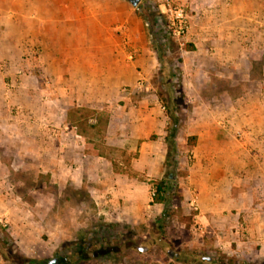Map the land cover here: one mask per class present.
I'll return each mask as SVG.
<instances>
[{
    "label": "crops",
    "instance_id": "0c3cea01",
    "mask_svg": "<svg viewBox=\"0 0 264 264\" xmlns=\"http://www.w3.org/2000/svg\"><path fill=\"white\" fill-rule=\"evenodd\" d=\"M178 1L193 13L186 41L194 50L185 51L180 63L196 115L182 139L194 159L185 181L190 207L194 199L199 206L193 218L228 254L263 259L264 106L250 99L241 106L235 93L215 88L207 65L227 81L246 74L253 64L251 42L264 51V0ZM157 65L141 19L122 0H0V98L8 85L18 84L10 92L25 103L26 117L51 119L59 127L67 126L71 107L97 114L108 109L105 140L132 156L129 172L118 171L120 161L73 130H61L52 153L60 161L65 148L82 152V159L68 163L67 177L85 184L117 223L141 225L162 216L163 204L153 203L152 182L165 176L175 128L150 90ZM33 67L40 76H17ZM43 95L56 104L53 117ZM242 96L264 101V90L246 89ZM219 98L227 102L223 110ZM81 137L79 146L75 138ZM191 137L194 146L188 145ZM179 160L182 165L185 157ZM239 227L244 232L234 231Z\"/></svg>",
    "mask_w": 264,
    "mask_h": 264
},
{
    "label": "rangeland",
    "instance_id": "374dc122",
    "mask_svg": "<svg viewBox=\"0 0 264 264\" xmlns=\"http://www.w3.org/2000/svg\"><path fill=\"white\" fill-rule=\"evenodd\" d=\"M122 1L127 8H135L142 21L148 48L158 61L150 90L158 96L170 117L171 127L176 129L172 139L178 142V135L181 139L176 148L172 147L175 142H169L165 176L152 182L153 188L159 183L165 186L162 216L141 225L115 222V217H111L103 204L99 205L85 184L67 177L68 163L82 159V152L65 148L60 153V161L53 157L54 142L61 130L65 133L73 130L84 135L96 151L109 153L120 161L123 166L118 167V171L129 172L132 156L114 151L105 140L107 108L97 114L86 107H71L67 126L59 127L51 119L34 115L28 119L23 110L25 103L10 92L15 91L18 84L8 85V91L0 98V105H4L0 107V264H31L26 263V259L37 262L33 264H210L204 258L212 260V264H264V258L248 257L241 251L228 254L217 247L214 233L208 231L199 235V225L193 218L195 212L189 205L185 186L188 168L194 159L182 140L196 116L191 112L192 103L186 94L180 66L181 56L190 43L172 40L161 49L164 40L159 28L167 30V24L159 9V0H142L137 7L128 0ZM183 5L191 17V8ZM251 43L253 64L245 75L235 73L233 81L225 77L219 79L211 63L207 65L208 72L212 74L214 87L235 93L234 99L241 106L248 104L249 99L252 105L260 101L264 106L261 97L242 96L246 89L264 90V67L261 65L264 51L258 52L253 48V41ZM37 56L36 53L33 59ZM241 68L244 67L240 65L239 70ZM24 74L40 76L36 67L25 69L17 76ZM246 75L250 79L246 80ZM40 83L44 88L51 85L46 80ZM200 84L198 81L197 85ZM41 99L50 102L48 112L52 117L56 115L53 99L49 95ZM218 103L220 109H225V98H219ZM75 139L82 146V137ZM180 157H185L182 165ZM151 195L153 197L154 193ZM105 225L111 227L104 230L102 226ZM244 230L239 227L234 231ZM140 248L145 251L139 252Z\"/></svg>",
    "mask_w": 264,
    "mask_h": 264
},
{
    "label": "built area",
    "instance_id": "2783aa9c",
    "mask_svg": "<svg viewBox=\"0 0 264 264\" xmlns=\"http://www.w3.org/2000/svg\"><path fill=\"white\" fill-rule=\"evenodd\" d=\"M159 9L165 17L167 24V33L170 40L184 43L191 29V17L188 8L178 0H159ZM139 88H143V83H139ZM192 210L199 212V206L196 199L191 201ZM200 234L205 235V230L198 228Z\"/></svg>",
    "mask_w": 264,
    "mask_h": 264
},
{
    "label": "trees",
    "instance_id": "16d2710c",
    "mask_svg": "<svg viewBox=\"0 0 264 264\" xmlns=\"http://www.w3.org/2000/svg\"><path fill=\"white\" fill-rule=\"evenodd\" d=\"M159 30H160L161 38L164 40L163 44H162L160 47H161V49H164V48L167 47L166 45H167L168 43H170L172 40L169 39V37H168V33H167V30H166V29L160 27ZM160 47H159V48H160ZM193 50H194V48H193L192 45H189V44L186 45V47H185V51H193ZM174 128H175V127H174ZM175 132H176V129H174V131H173V133H172V137H173V135L175 134ZM195 141H196V138H195V137H191V138H189V140H188V145H189V146H194V145H195ZM154 190H155V191H154V196H153V203L164 204V202H165V197H164L165 186H163V184L159 183V184L156 185V187L154 188ZM110 227H111L110 225L102 226V228H103L104 230H107V229H109ZM144 251H145L144 248H140V249H139V252H141V253H143ZM24 259H26V258H24ZM203 260H204L205 262H207V263L212 264V260H210V259H208V258H204ZM25 261H26V263H31V264H33V263H37V262H35V261L28 260V259H26ZM62 262H63V261H62ZM215 264H219V262H216Z\"/></svg>",
    "mask_w": 264,
    "mask_h": 264
},
{
    "label": "water",
    "instance_id": "95a60500",
    "mask_svg": "<svg viewBox=\"0 0 264 264\" xmlns=\"http://www.w3.org/2000/svg\"><path fill=\"white\" fill-rule=\"evenodd\" d=\"M141 1L142 0H128V2L131 3L133 7H137Z\"/></svg>",
    "mask_w": 264,
    "mask_h": 264
}]
</instances>
